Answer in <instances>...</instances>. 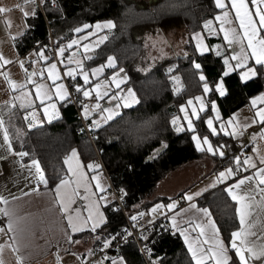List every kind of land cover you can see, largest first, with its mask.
I'll list each match as a JSON object with an SVG mask.
<instances>
[{"label": "trees", "instance_id": "1", "mask_svg": "<svg viewBox=\"0 0 264 264\" xmlns=\"http://www.w3.org/2000/svg\"><path fill=\"white\" fill-rule=\"evenodd\" d=\"M218 10L213 0H55L54 4L42 3L41 9L36 7L35 15L25 19L24 33L13 41L17 54H23L41 45L48 46L49 37L54 44L66 42L76 34L74 29L77 27L104 20L114 22V28L102 31L107 39L87 54L92 59L85 58L83 63L88 69L104 64L109 56L115 57V67L106 68L104 74L122 68L136 98L132 105L123 107L112 120L91 129L93 144L100 158V163L95 164L100 166L99 170L115 191L121 195L122 189L126 193L122 201L128 212L140 211L145 205L144 199L167 173L206 155L195 148L190 131L175 130L172 119L180 113L181 104L202 93V83L192 67L193 61L202 65L210 84L224 70L223 57L227 55V50L219 38L207 36L204 30V23ZM179 27L190 32L201 31L208 45L219 42L223 49L217 46L200 55L193 44L188 43L184 55L161 57L146 68L143 37ZM218 50L221 53L219 56ZM169 69L173 71L169 73ZM258 71L260 75L247 83L242 82L239 72H233L225 78V95L211 93L222 121L263 90L264 69ZM173 76L179 79L174 81ZM61 109L59 118L30 128L23 123L21 126L18 124L21 121L20 112L16 113L13 109L9 116V110H3L5 119H10V127L19 136V143L15 145L17 151H27L40 161L48 185L45 187L41 183L39 188H52L65 177L63 158L71 148H76L86 164L92 162L94 156L87 137L78 131L80 122L73 106L66 103ZM208 114L209 109L200 114L201 120L195 121L197 131L202 134H207L204 121ZM86 119L92 124L89 118ZM211 139L213 143L223 141L228 146V154L221 160L228 161L235 155L233 145H229L226 136L221 134ZM20 144H23L22 149ZM164 144L167 146L163 147ZM157 149H160L159 153L153 156ZM26 161H29L28 157L23 159V162ZM219 164L217 162L215 167ZM110 201L102 208L107 224L92 233L89 230L73 233L70 242L93 234L95 245L121 231L125 221L119 211L113 210L116 209V202L112 197ZM198 203L211 210L224 237L236 228L234 205L222 185L202 192ZM148 237L143 243L152 249L153 257L163 258L161 264H194L177 233H151ZM119 248L127 264H141L131 240L119 244Z\"/></svg>", "mask_w": 264, "mask_h": 264}, {"label": "snow or ice", "instance_id": "2", "mask_svg": "<svg viewBox=\"0 0 264 264\" xmlns=\"http://www.w3.org/2000/svg\"><path fill=\"white\" fill-rule=\"evenodd\" d=\"M34 2L35 0H22L23 4ZM41 2L54 4L55 0H41ZM214 4L221 10L222 14L215 16L213 21H207L204 27L207 28L210 24L218 23V30L223 33V39L227 41V46L231 48L233 44H239V51L233 49V53L230 56L223 57L224 71L211 84L204 75L200 63L193 61L192 67L198 73V79L202 83V92L204 95L216 93L223 96L226 94L225 78L231 73L239 72L242 82L247 83L249 80L257 78L260 75L258 69H264V0H214ZM232 10H234V17L230 15ZM6 11L8 10L0 7V13H5ZM23 15L27 18L29 13L25 11ZM32 15H35L34 11ZM234 21H238L237 26H232ZM90 27L89 25H84L82 28L77 27L74 31L76 33H82ZM95 27L97 29H111L115 27V24L109 20L104 24H96ZM200 35L199 33L196 34L197 37ZM230 36L231 39L229 38ZM88 38V36L82 37L84 40ZM106 39L107 36L103 37L98 43H102ZM77 44L78 41L73 39L66 46L57 47L53 56L45 55L47 46H39V50L36 52V56L38 57L36 63H42L44 66H47V71L45 67L34 69L31 72L25 69L24 82H16L11 79V74L7 70V66L13 63V61L0 55V78L5 79L9 85V90L14 93L11 102L0 106V152L6 149L8 153L19 157L21 166L29 170V179H32V170H35L36 183L32 185L33 191L38 190L41 183L47 187V177L38 159L33 158L27 151H17L15 145L19 143V136L17 131H14L10 127V119H5L3 109L9 110V116L11 115V110L16 108L23 109L26 113L23 118L30 128L33 126L32 120L36 117L37 113L32 111L31 114H27L28 109L36 107L44 108L46 101L42 100L41 96L47 97L49 102L53 99H58L61 103L71 102L72 94L68 92V85L63 83V79L67 78L73 81L72 88L76 93L82 95L85 99L94 98L97 101L92 104H86L84 101H81L82 114L85 118L89 117L90 111L94 112L99 109L101 112L108 113L104 117V123L106 124L114 116L120 114L115 111V108L121 107L119 100L122 97L117 95L111 97L112 101H117L114 108L102 107L98 102L108 96L107 90L101 92L100 89L109 83L108 80H101L98 74H102L106 67L114 68L115 57L109 56L105 65H100L93 69L85 68L83 62H79L75 67H72L73 56L69 55L65 57V53ZM80 47L84 49L82 55L88 60L92 59L91 55H87L88 45L81 44ZM197 51L200 55L204 54V51L200 50L199 46H197ZM217 55L219 56L221 53L217 51ZM65 61L67 62L65 63ZM19 64L23 67L24 62L19 61ZM58 64L63 65L65 68L63 77H55ZM168 71L171 73L173 70L169 69ZM123 72L124 70L120 69V73ZM77 78H80L82 83H75ZM45 79L50 81V85H45L40 82ZM172 79L175 81L179 78L173 76ZM116 87L119 88L120 85L116 84ZM25 89L28 91L25 92ZM53 89L55 91L52 95H49V92ZM18 91L22 92L25 98L31 95L33 97L32 101L28 104L21 103V97L15 95ZM127 91L129 94L132 93L131 89H127ZM194 101L199 102V107L195 105ZM257 101H260V106H257ZM251 104L257 109L251 122L237 124L235 117L229 118L225 122L221 121V118L217 115L214 118L210 117L204 121L207 134H202L197 131L195 121L201 120L200 114L207 110L208 105L213 110H216V104L215 101H208L206 105L204 96H196L187 101V106H191L190 109L185 106H182L180 109L184 113L182 119L186 121V127L184 125L176 126V118L172 120V124L176 126L175 130L177 132L187 130L193 133L191 138L198 151L208 152L213 156L225 158L228 154V146L225 144H214L211 137L223 134L237 138L243 136L247 129L252 127L254 123L261 125V134H264V94L253 98ZM129 106L123 105V107ZM52 107L55 108V104ZM41 114L46 116V108H44ZM257 117L258 120L256 119ZM99 127H101V124L98 121H93L90 126L91 129H97ZM162 146L166 147L167 145L164 144ZM20 148H23V144H20ZM159 151L160 149H157L153 153V156L158 154ZM253 151L255 152V149ZM25 157L29 158L28 164L23 163ZM76 157V149H72L69 155L65 157L63 162L66 166H69L67 168L69 179H61L54 189L57 201L66 216L68 227L73 232L83 230L78 229L77 225L73 222L72 217L74 215H77V218L79 217L75 209L70 207L75 204L73 196L80 195L81 191V187L76 181V177L80 173L81 165L77 162L75 168L70 166V160ZM5 158L0 154V159ZM87 167L93 172L100 169L99 165L89 164ZM91 180L95 181L92 185V188L95 189V191H92V195L97 197L91 204V209L95 210V214L93 215V212L89 210L84 223L89 230L95 232L98 228H102L107 224V219L101 209L110 204L111 201L104 194L106 189L99 182V177L92 176ZM218 184L225 185L224 192L236 205L235 214L239 226L231 231L227 237L221 234V230L217 226L211 210L206 207H200L194 202L197 197L202 195L201 191L183 194V201L187 202L188 205L186 208L179 207L180 201H172L167 205L158 204L151 211L156 212L162 208L166 209L162 215L170 221V227L179 232L184 238L187 250L194 264H264V218L260 219L259 228H257L256 223L257 216L261 212H264V158H260L257 162L252 157L241 158L240 156H234L232 164L217 174L211 187H216ZM90 190L88 187L84 188L85 193H88ZM120 191V199L122 200L126 193L122 189ZM12 199L14 200L16 197ZM66 201L67 203H65ZM9 204L10 200L8 198L0 196V216H3L7 221V223L0 221V252L5 247H8L13 252L17 251L13 246L15 237L11 234L16 230L14 227L16 221L13 218L12 209L8 206ZM113 210L119 211L118 208ZM189 212H194L198 215L189 217L184 221V226H182L179 221ZM145 215L144 212H137L136 215L130 216V220L136 221L138 217H144ZM152 222L151 219L147 221L148 224ZM133 227L143 228L142 225L136 224H133ZM130 235L131 232L127 229H122L120 233L109 236L104 241L101 251L110 248L118 236L126 239ZM5 236L8 238L7 241L4 239ZM141 238L145 241L149 239L147 235L143 234V231L141 232ZM144 251L149 254V264H161L163 258L156 257L153 259L154 253L147 245H145ZM17 258L18 260L20 259L19 257ZM104 262H107V264H127L123 257L113 259L106 255L101 261H97L96 264H104ZM0 264H3L2 260H0Z\"/></svg>", "mask_w": 264, "mask_h": 264}, {"label": "crops", "instance_id": "3", "mask_svg": "<svg viewBox=\"0 0 264 264\" xmlns=\"http://www.w3.org/2000/svg\"><path fill=\"white\" fill-rule=\"evenodd\" d=\"M0 7L8 10L5 13H0V55L8 60L13 61V63L7 66V70L11 74V79L16 82H24L25 69L31 72L34 69L45 67V70L47 71V66H44L42 63H36V60L38 59V57L36 56V52L39 50L38 47L32 48L23 54H17L13 44L14 39L22 35L26 29V18L23 15V12L27 11L29 13L28 16L32 15L33 11L35 12V9L37 7L36 3L34 2L30 4H23L22 0H0ZM232 11L234 14V10ZM107 21L109 20L97 21L89 24V26H91L89 29H86L82 33H76L70 40L58 44L57 47L66 46L73 39H76L78 41V44L76 46H73L71 51H74L75 56L77 55L78 57H81L82 60H78L77 63L84 62L86 57H83L82 53L84 52V49L81 48L80 45H88L87 54L95 50V48H97V46L101 44L98 43V41L103 39L102 31L106 29H97L95 25L104 24ZM236 22L238 23V21ZM83 26H81V28ZM174 30L175 28L170 29V31ZM155 33L151 35H155ZM84 36H88L89 38L87 40H84L82 39V37ZM68 51L65 53V57L68 56ZM45 55L50 56L48 51L45 53ZM75 60L76 57L73 59V61ZM19 61L24 62L23 67L20 66ZM66 62L67 61H65V63ZM106 63L107 61L102 65H105ZM60 66L62 67V70L65 71L63 65ZM99 66L100 65L88 69L97 68ZM105 69L103 70L102 74H98L100 75V79L104 78L106 75L109 76L112 74V72L104 74ZM55 77H60L59 67L57 68ZM44 81L45 80L40 82L44 83L45 85H50L49 82L45 83ZM76 83L80 84L82 83V80L80 78H77ZM24 91L26 92L28 90L25 89ZM54 91L55 89L50 91L49 95H52ZM260 94H264V88L261 92L250 97L245 105L236 110H242V113H240L239 116H234L237 124H244L253 120L254 114L257 109L252 106L251 100ZM13 95L14 93L9 90V85L5 81V79L0 78V106L11 102ZM15 95L20 96V102L25 104H28L33 99L31 95L25 98L23 93L19 91L16 92ZM41 99L46 101L44 108H46L47 114L46 116L41 114L44 111V108L36 107L28 109L27 114H31L32 111H35L37 113L36 117L32 120L33 126L59 117L62 113V106L66 104L61 103L58 99H53L49 102L47 100V97L44 96H41ZM188 100L189 99H187L184 103H186ZM92 103H94V101L90 99L89 104ZM53 104H55V108L52 107ZM183 104L179 106V110L181 109ZM257 106H260V101H257ZM3 110L6 111L8 109ZM15 110H18V112H20L19 118H23L26 114L23 109L16 108ZM236 111H234L232 114H235ZM100 112L101 111L99 109L95 110L94 112L90 111L88 117L89 120L92 123L93 121H96ZM227 119L224 121H228ZM256 119L258 120V117ZM100 120L102 121V123H104L103 117ZM24 122L27 126V122L25 120ZM248 129L250 133H245V138H243L242 140H239L237 142L234 141L233 137L226 136L228 138L227 142L229 143V145H233V153L238 152L244 145H247L249 142H255V145L251 147L249 151L242 156V158L252 157L254 161L258 162L260 158H264V139L262 137L263 134H261V125L259 123H254L252 127ZM192 135L193 133L191 132V137ZM72 149L76 148H71L64 156L63 161L65 157L69 155ZM254 149L255 152L253 151ZM0 154L6 157L5 159H0V196H4L5 198H8L10 200V204L8 206L12 209L13 218L16 221L14 225L16 230L11 234L15 237L13 246L17 249L16 252H13L8 247H5L3 251L0 252V260H2L3 264H96V262L101 261L105 255L108 257H112L113 259H119L120 257H122L120 253L121 249H117V247H115L114 249H104L98 256L91 257V249L96 248L98 244L104 243L100 242L93 245V234L92 236L86 235L80 238H76L70 242L71 234L89 230L87 225L84 223L85 217L88 215L89 210L93 212V215L95 214V210L91 209V204L96 200L97 197L92 195V191H95V189L92 188V185L95 183V181H92L91 177L98 176L99 182L105 189L107 188V178L104 173L101 170H98L96 172L90 171L87 167L89 164L95 165V161L92 160V162L90 161L88 162V164L84 163L80 159L78 152L77 157L70 160V166L72 168L76 167L77 162H79V164L81 165L80 173L76 177V181L81 187L80 195L73 196L75 204L71 205L70 207L75 209L79 217L77 218V215H74L72 217L73 222L77 225L78 229L83 230L73 232L68 227L66 216L61 210V206L57 201V197L54 191L55 186L61 179L57 181L52 188H38V190L33 191L32 185L36 183L35 170H32V179H29V170L21 166L19 157L8 153L6 149L0 152ZM213 158H217V160H214ZM221 159L222 158H219V156H213L210 153H207L200 159L190 161L182 165L181 167L167 173L157 182L153 191L144 199L145 205L148 206L155 202H161L167 205L175 200L180 201V208H186L188 205L187 202L183 201V194L195 193L197 191L204 192L205 189L213 188L211 187L212 183H208V185L204 186L201 190H199V187L195 188V186L204 183L208 174L215 173V171H223L225 168L229 167L233 161V159L228 161ZM217 162H220V164L215 167V164ZM23 163L28 164L29 161ZM64 167L66 175L62 179H69V175L67 173V168L69 166H66L64 164ZM215 179H213L212 182H214ZM218 185H222L223 189L225 187V185L223 184ZM85 187H88L91 190L88 193H85ZM104 194L107 196L108 200H111V196L107 192H105ZM97 195H99V193H97ZM13 197H16V199L13 200ZM199 197H197L194 202L197 203L200 207H203L198 203ZM65 203H67V201ZM233 205L237 228L239 225L237 216L235 214L236 205L234 204V202ZM195 215L198 214L189 212L183 217V219L179 221V223L184 226V221H186L189 217H194ZM161 216L164 215L161 214L156 217ZM262 218H264V212H261L256 218L257 228H259V221ZM1 221L7 223L3 216H1ZM89 231L91 233L93 232L91 230ZM174 232L178 234L182 241V244L187 250L184 238L180 235L179 232L175 231V229ZM4 239L5 241H7V236H5ZM188 254L190 256L189 252ZM17 257H19L20 259L18 260ZM89 257H91V260H89ZM104 264H107V262H104Z\"/></svg>", "mask_w": 264, "mask_h": 264}, {"label": "rangeland", "instance_id": "4", "mask_svg": "<svg viewBox=\"0 0 264 264\" xmlns=\"http://www.w3.org/2000/svg\"><path fill=\"white\" fill-rule=\"evenodd\" d=\"M213 2H214V0H213ZM221 14H222V12L219 9L213 15V17L210 18L207 21H213V18L215 16L221 15ZM230 15L234 17L233 11L230 12ZM205 23H204V25H205ZM237 24L238 23L236 21H234L232 26H237ZM204 30L206 31V35L207 36L220 39V43H222V45L227 50V55H225V56H230L233 53V49H235L236 51H239V47H240L239 44H233V46L231 48H229L227 46V41H225L223 39V33L219 32V30H218V23L210 24V25H208L207 28L204 27ZM198 33L201 34L199 37L196 36V34H198ZM229 38L231 39V36ZM143 40H144L143 44H144V47H145L146 58H147L146 68L149 67L150 65H152L155 61H157L158 59H160L163 56H167V55H184L186 53V49L185 48H186V45L188 43H192L193 44V46L195 48V51L197 53H198L197 46H199L200 50H202L204 52H206L208 50H211L212 48L217 47V46L220 49H223V46H221V44L219 42H217V41H216L217 43L213 44L212 46L208 45L206 43L205 37H204V35L202 34L201 31H192V32H190V31H187L183 27L175 28L174 31H170V30L158 31L157 33H155V35L148 34V35H145L143 37ZM71 49H69V51H68L69 52L68 56L72 55L73 59L76 57V60L73 61V64H72V67H75L77 62H78V60H82V59H81V57H78L77 55L75 56L74 51H71ZM218 51H220V50H218ZM83 57H85V56L83 55ZM120 69H122V68H119V69L113 71L111 75H109V76L106 75L104 78L101 79V80H108L109 81V83L107 85H105L104 87H102L100 89L101 92H104L105 90H107L108 91V96H106V97H104V99L98 101V102H100L102 107L114 108L116 103H117V101H112L111 97L113 95H117L119 97H122V99L119 100V104L121 105V107L115 108V111H117V112L121 111V109L123 108V105H132L136 101V98H135V95H134L133 91H132L131 94H129L128 91H127V89H131V87L127 83L126 73L125 72L120 73ZM115 74H118V75H115ZM114 76H115V78L113 79ZM44 82L45 83H48V82L50 83V81L47 80V79H45ZM116 84H119L120 87L117 88ZM211 95L212 94L204 95L203 92H202L201 94H198L196 96H204L205 104L207 105L208 101H215V99L210 97ZM190 99H192V98H190ZM92 100L94 101V103L97 102L94 98ZM194 103H195V105L197 107H199V102L198 101H194ZM215 104H216V110H213L210 105L207 106V109L210 110V114H208L206 119H208L210 117L214 118L217 115H219V117H220V113H219L216 101H215ZM182 106H185V107H187L189 109L191 107V106H187V102L184 103ZM15 111H16V113H18L17 112L18 110H15ZM240 113H242L241 109L236 111L235 114L230 115L227 120H229V118H232L234 116L235 117L239 116ZM107 115H108V113L100 112L98 117H97L98 122L100 124H103L100 119L102 117L104 118ZM183 115H184V113L180 112L177 116L174 117V118H176V126L184 125L186 127V122H184L182 120V117H181ZM20 120L21 121H19L18 124L20 126H21L22 123L25 125V122H24L23 118H20ZM221 121H222V119H221ZM245 133L249 134L250 133L249 129H247V131ZM243 138H245V134L243 136H240V137H237V138H233V139H234V141L238 142L239 140H242ZM214 144H223V141L214 142ZM236 144H238V143H236ZM204 153L207 154L208 152H204ZM219 172L220 171H215V173L208 174V176L205 179L206 181L204 183L198 185V186L196 185L195 188L199 187V190H201L204 186H207L208 183H213L212 182L213 179L216 178V176H217V174ZM106 186H108L107 182H106ZM191 190H192V188H191ZM158 204L159 205H165V204H163L161 202H155V203L150 204L148 206L147 205L146 206L143 205L140 208V212H144L146 214L145 215L146 217L155 218L156 216L161 215L163 212L166 211V209L162 208V209L157 210L156 212H152L151 210L154 208V206H156ZM89 258H90L89 260H91V257H89Z\"/></svg>", "mask_w": 264, "mask_h": 264}, {"label": "built area", "instance_id": "5", "mask_svg": "<svg viewBox=\"0 0 264 264\" xmlns=\"http://www.w3.org/2000/svg\"><path fill=\"white\" fill-rule=\"evenodd\" d=\"M35 3L37 7L41 9V4H42L41 0H35ZM57 45L58 44H54L49 37V44L47 46V51L50 54V56H53L55 54V49L57 48ZM60 65L61 64H58L60 77H63V70ZM63 83L68 85V92H71L72 94L71 102H68V103H70L73 106L76 112V116L79 119L80 126L78 127V131L83 132L85 134V136L87 137L88 141L90 142L93 148L94 156L92 160L97 163H100L99 155L93 144V134L90 128L91 124L86 121L87 119L82 114V108H81V101H84V103L89 104L90 99H85L84 97H82V95L74 91V89L72 88L73 81L67 78H64ZM262 137L264 139V134L262 135ZM254 145H255V142H249L247 145H244L238 152H236L234 156H240L242 158V156L246 152H248L249 149L253 147ZM234 156L230 157L229 160H232ZM106 192L116 202V208L119 209V212L121 213L125 221V225L122 229H127L129 232H131V235L127 236L126 239L121 236H118L117 239L112 243L110 248H114L126 240H131L138 252L141 264H149V254L144 251L145 245L143 243L144 240L141 238V232L143 231V234L147 236L151 233H161V232L172 233L174 232V229L170 227V221L166 219L165 216L155 217V218H149V217L144 216V217H138L136 221H132L130 220V216L136 215V213L140 211L135 210L132 212H128V210L125 207L124 202L120 199V194L117 191H115L114 188L110 184H108ZM149 219L153 221L151 224L147 223ZM133 224L142 225L143 228L133 227ZM120 232H117V233H120ZM102 247H103V244H98L96 248L91 249L90 256L91 257L98 256L102 252L101 251ZM152 258L155 259V257H152Z\"/></svg>", "mask_w": 264, "mask_h": 264}, {"label": "bare ground", "instance_id": "6", "mask_svg": "<svg viewBox=\"0 0 264 264\" xmlns=\"http://www.w3.org/2000/svg\"><path fill=\"white\" fill-rule=\"evenodd\" d=\"M117 247V246H116ZM115 248V247H114Z\"/></svg>", "mask_w": 264, "mask_h": 264}]
</instances>
